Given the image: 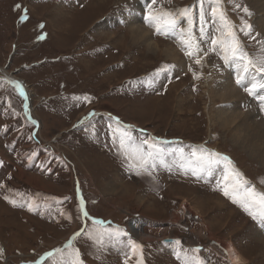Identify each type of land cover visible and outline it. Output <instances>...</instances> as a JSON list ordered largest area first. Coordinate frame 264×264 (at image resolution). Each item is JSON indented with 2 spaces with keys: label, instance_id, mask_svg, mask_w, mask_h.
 <instances>
[{
  "label": "rangeland",
  "instance_id": "374dc122",
  "mask_svg": "<svg viewBox=\"0 0 264 264\" xmlns=\"http://www.w3.org/2000/svg\"><path fill=\"white\" fill-rule=\"evenodd\" d=\"M205 1L193 20L197 0H0V264H219L184 244L188 226L146 242L129 232L185 205L203 243L207 232L264 264V168L208 95L231 66L264 79V14ZM135 7L177 62L132 42ZM239 91L264 122V83Z\"/></svg>",
  "mask_w": 264,
  "mask_h": 264
},
{
  "label": "bare ground",
  "instance_id": "6f19581e",
  "mask_svg": "<svg viewBox=\"0 0 264 264\" xmlns=\"http://www.w3.org/2000/svg\"><path fill=\"white\" fill-rule=\"evenodd\" d=\"M245 1L248 4V7L252 10V12L255 15L257 13L264 14V0H245ZM136 12L137 11L135 7L133 9L134 15H132L131 13V15H129L128 17L130 21L134 20L132 21L133 22L132 26L129 27L130 29L129 34L132 42L133 43L145 42V45L147 46L146 48L149 52L163 54L167 58L177 62V59L179 57L176 52H174L173 50L167 47L164 50H160L156 46L157 42L153 43L150 40L146 28L143 27V23L144 24L146 23L142 20H140V22L139 20H137L135 16ZM256 24L259 25V28L261 30L260 32L264 34V15L257 20ZM156 48H158L159 50H157ZM234 77L239 78L241 81V85L239 88H235L232 84ZM263 81L264 79L261 76H259L257 71L252 66L243 71L242 69L239 70L237 68L231 67L230 71H226L224 78L216 88L210 90V87H208L210 90L208 95L210 98L212 97L211 99H213V97H216L222 103H225L222 104L221 109H218V111L215 110L216 111L215 117L218 119V121L221 122V126L223 127V129L233 125L234 128L232 130L234 132L236 131V133H234L231 139L233 144L237 145V148H240L249 157L254 158L256 163L262 168H264V122L262 120L255 121L253 119L254 116L253 111L248 110L246 113L243 114V111L241 109L244 107L245 100L243 101L242 96H240L239 89H242L243 87L256 88L261 83H264ZM17 85L19 89H21L20 87L23 86L20 83H18ZM262 106H264V104ZM187 207L185 205V208L182 207V210L184 211H181L186 216H182L181 214L178 213L180 215L179 217L177 216V214H173L171 217L172 222L163 225H154L156 227H153V224L145 222L142 219L137 220L132 218L133 220H132V224H130L129 226V232L132 234V236H135L141 242L142 241L146 242L156 239L159 236V234H162V232L165 230L169 232H174V230L178 229L180 225H182V228L184 226L186 227L188 226L189 228L188 227L187 228L185 227L186 229L183 228L184 231L186 230L185 232H187V234H184L186 235V238H182L184 239V244L187 247L192 248L193 246H195L194 247L195 249L196 246L201 247L202 251L200 252L203 256L212 260L217 259L219 264H248L247 261L242 257V255L239 254V252L234 248L232 244L229 243L224 245L219 241H214V239L212 240L211 238L208 237L207 232H204V236L207 242L203 243L201 240L202 238L201 229H196L200 235L193 233L194 227H200L201 220L199 217H194L191 211L187 210ZM164 240L179 241L180 238H176V239L165 238ZM219 244H222L223 246ZM204 245H206V247Z\"/></svg>",
  "mask_w": 264,
  "mask_h": 264
},
{
  "label": "water",
  "instance_id": "95a60500",
  "mask_svg": "<svg viewBox=\"0 0 264 264\" xmlns=\"http://www.w3.org/2000/svg\"><path fill=\"white\" fill-rule=\"evenodd\" d=\"M166 242H175L176 244H179L180 243V240L179 241H174V240H169V241H166Z\"/></svg>",
  "mask_w": 264,
  "mask_h": 264
}]
</instances>
